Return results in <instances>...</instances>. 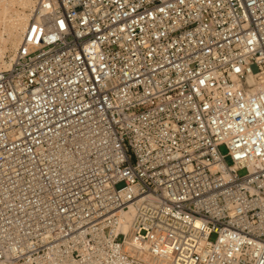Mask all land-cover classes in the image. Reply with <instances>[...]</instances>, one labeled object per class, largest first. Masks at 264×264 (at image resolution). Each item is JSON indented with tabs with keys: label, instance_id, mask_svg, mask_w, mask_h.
<instances>
[{
	"label": "built area",
	"instance_id": "obj_1",
	"mask_svg": "<svg viewBox=\"0 0 264 264\" xmlns=\"http://www.w3.org/2000/svg\"><path fill=\"white\" fill-rule=\"evenodd\" d=\"M31 2L0 264H264V0Z\"/></svg>",
	"mask_w": 264,
	"mask_h": 264
},
{
	"label": "bare ground",
	"instance_id": "obj_2",
	"mask_svg": "<svg viewBox=\"0 0 264 264\" xmlns=\"http://www.w3.org/2000/svg\"><path fill=\"white\" fill-rule=\"evenodd\" d=\"M15 4L20 7V10L13 9ZM31 6V0H0V25L4 24L7 33L6 40L0 37V43L2 42V46H4L0 48V70L9 67V63L3 61L5 42L9 45V50L14 53L26 30L28 22V14L26 11H29ZM123 229L125 228L123 227Z\"/></svg>",
	"mask_w": 264,
	"mask_h": 264
},
{
	"label": "rangeland",
	"instance_id": "obj_3",
	"mask_svg": "<svg viewBox=\"0 0 264 264\" xmlns=\"http://www.w3.org/2000/svg\"><path fill=\"white\" fill-rule=\"evenodd\" d=\"M13 9L14 10H20V7H18L16 4L13 6ZM28 10L26 11V13L28 14ZM0 37H2L4 40H6L7 39V33H6V29H5V27H4V24H1L0 25ZM1 47H4V46H2V42L0 43V48ZM10 49V47H9V45H7V43L5 42V54L3 55V61H5V62H8V58L11 56V54H12V52L9 50ZM0 57H1V54H0ZM220 151H221V153L222 154H225L226 153V151H225V149H224V147H221L220 148ZM225 162H226V164L227 165H230L231 164V161H230V159L227 157L226 159H225ZM244 173H245V171L244 170H242V171H239V176H242V175H244ZM215 240V235H212L211 237H210V241L211 242H213Z\"/></svg>",
	"mask_w": 264,
	"mask_h": 264
}]
</instances>
